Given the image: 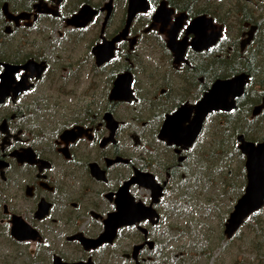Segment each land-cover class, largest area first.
Here are the masks:
<instances>
[{
    "label": "flooded vegetation",
    "instance_id": "1",
    "mask_svg": "<svg viewBox=\"0 0 264 264\" xmlns=\"http://www.w3.org/2000/svg\"><path fill=\"white\" fill-rule=\"evenodd\" d=\"M240 134L264 139V0H0V264H264V204L225 232Z\"/></svg>",
    "mask_w": 264,
    "mask_h": 264
},
{
    "label": "water",
    "instance_id": "2",
    "mask_svg": "<svg viewBox=\"0 0 264 264\" xmlns=\"http://www.w3.org/2000/svg\"><path fill=\"white\" fill-rule=\"evenodd\" d=\"M243 78L238 76L224 80H216L209 92L199 101L198 124L191 123L188 127H180L178 131L176 129L170 132L172 136L174 138H181L182 133L188 135L194 134L197 132L199 124L207 111L213 108H229L232 106L233 97L241 92ZM180 113L182 114L181 109L170 115L169 121L175 123V120L181 117ZM238 140V148L245 155L244 164L247 180L243 193L237 199L233 210L225 222V232L227 234H229L230 230L232 231L236 228L251 212L259 209L264 204V139L255 143L251 140L244 139L240 134L238 135Z\"/></svg>",
    "mask_w": 264,
    "mask_h": 264
},
{
    "label": "rangeland",
    "instance_id": "3",
    "mask_svg": "<svg viewBox=\"0 0 264 264\" xmlns=\"http://www.w3.org/2000/svg\"><path fill=\"white\" fill-rule=\"evenodd\" d=\"M211 180H205L203 182H201L202 178L200 179V185L202 186H218V185H223V177H224V170L220 169L219 171H216L215 173H211ZM220 210L217 211H213V213L210 215L212 221L211 223H213L215 226L218 223V220L220 219V216L222 217L224 215L225 212V207L223 205V207H220ZM254 216V215H253ZM252 216V217H253ZM251 218H248V222L246 225V234L248 236V239L250 240V238H257L258 236L262 235L264 236V207L261 210V212H259L255 217L259 218L261 220L260 224H256V221L253 220ZM217 228V227H216ZM219 245H221L222 243L219 241L218 242Z\"/></svg>",
    "mask_w": 264,
    "mask_h": 264
},
{
    "label": "trees",
    "instance_id": "4",
    "mask_svg": "<svg viewBox=\"0 0 264 264\" xmlns=\"http://www.w3.org/2000/svg\"><path fill=\"white\" fill-rule=\"evenodd\" d=\"M232 149V148H231ZM235 149V148H234ZM233 150V149H232ZM234 152H235V154L237 153V154H239L240 155V153H238V151L235 149V150H233ZM223 163V162H222Z\"/></svg>",
    "mask_w": 264,
    "mask_h": 264
}]
</instances>
